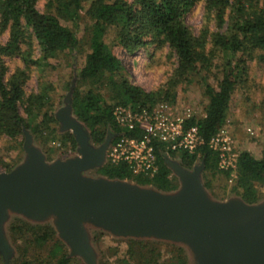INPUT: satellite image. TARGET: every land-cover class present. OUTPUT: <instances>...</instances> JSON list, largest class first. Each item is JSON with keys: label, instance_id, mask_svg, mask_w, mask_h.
<instances>
[{"label": "trees", "instance_id": "trees-1", "mask_svg": "<svg viewBox=\"0 0 264 264\" xmlns=\"http://www.w3.org/2000/svg\"><path fill=\"white\" fill-rule=\"evenodd\" d=\"M39 1L0 0V141L20 150L11 163L1 162L5 171L21 160L24 128L32 133L48 160L76 153L73 135L68 131L58 133L55 118L56 87L52 78L66 67L70 68L67 89L76 78L73 112L88 128L94 145L101 144L108 131L116 134L112 142L120 135L141 137L139 128L119 126L114 114L119 106L140 111L151 109L158 102L175 103L178 88L192 84L202 87L206 99L203 115L184 120V127L197 126L203 139L194 152H174L154 139V174H133L127 163L107 161L92 171L93 175L171 192L177 189L178 179L165 163L168 154L187 169L203 160L205 186L217 199L221 197L212 191L213 179L218 174L228 179L233 171L234 196L247 203L264 197L258 187L264 186V158L242 150L237 154L235 168L220 169L219 152L209 144L226 124L234 92L248 82L250 63L264 71V0H88L87 6V0H44L43 10L37 7ZM200 2L204 5L203 23L194 33L186 24L185 15ZM81 14L87 21L83 41L76 32ZM83 45L86 53L78 66L76 57ZM114 46L128 55L141 50L153 55L156 49L167 46L174 57L171 71L160 86L146 90L131 81L128 68L113 52ZM14 58L21 63L10 71L5 59ZM35 72L38 87L28 93L25 85ZM6 230L15 248L10 264H83L68 256L66 246L49 222L32 223L12 215ZM103 234L106 233L92 230L93 241ZM119 240L127 243V250L126 256L115 258V264H190L182 245L146 239ZM43 246L50 247V260L44 262L40 251L36 257L28 256L29 248ZM163 246L168 247L171 256L167 263L160 261Z\"/></svg>", "mask_w": 264, "mask_h": 264}, {"label": "water", "instance_id": "water-1", "mask_svg": "<svg viewBox=\"0 0 264 264\" xmlns=\"http://www.w3.org/2000/svg\"><path fill=\"white\" fill-rule=\"evenodd\" d=\"M76 78L55 111L58 131L70 132L76 153L48 160L32 133L23 129V156L0 171V258L10 264L15 248L6 226L12 215L32 223L49 222L70 258L99 264L92 230L117 239L158 240L182 245L190 264H264V197L247 203L239 196L217 199L206 188L201 160L187 169L165 155L178 187L162 192L125 179L91 172L107 162L115 137L94 145L74 114Z\"/></svg>", "mask_w": 264, "mask_h": 264}, {"label": "rangeland", "instance_id": "rangeland-1", "mask_svg": "<svg viewBox=\"0 0 264 264\" xmlns=\"http://www.w3.org/2000/svg\"><path fill=\"white\" fill-rule=\"evenodd\" d=\"M87 3L88 0L85 6H87ZM43 6L44 0H40L37 5L38 9L43 10ZM203 6V3L200 2L185 15V22L194 33H198L202 26ZM86 22V18L82 15L76 28V32L82 41L86 39L84 32ZM65 24L73 28L72 23L67 22ZM110 37H108L107 41H110ZM5 40L6 35H3L1 41L4 42ZM85 49L86 47L83 45V48L77 53L76 64L78 66L84 61ZM113 52L128 68L131 74V81L140 84L146 90H152L160 86L164 82L166 75L171 71V63L174 62V57L171 56L167 46L156 49L153 55H149L151 51L148 52L145 50H141L134 55H128L123 49L116 46L113 47ZM5 61L10 71L21 63L18 58L12 60L5 59ZM69 69L65 67L59 70V72L61 71L59 75H57L56 71L52 78L54 79V86L56 87L55 111L62 105V100L68 91ZM37 87L38 78L35 72L31 74L27 81L25 90L29 93L36 91ZM205 103L206 99L202 87L197 84H192L178 88L175 103L158 102L151 109H161L170 115L201 116L204 114L203 107ZM223 130L229 140V156L237 155L240 151L246 150L258 159L264 158V71L256 63H250L249 79L246 85L237 89L233 94ZM58 133L60 132L58 131ZM19 155L20 150L11 147V144H8L6 141H0V171H5L1 162L11 163ZM22 156L23 152H21V159ZM234 178V171L228 179H225L224 175L218 174L213 179L212 186L214 189L212 191H214L217 197H224V199L234 196L231 191ZM258 187L264 192V186L258 185ZM18 243L25 244L21 241H18ZM94 245L99 253V264H115L116 257L121 258L126 256L127 243L115 239L108 234L100 235L98 241H94ZM49 249V246L29 248L28 256L36 257V254L40 251L43 254L42 259L45 262L51 259ZM161 250L162 257L160 261L167 263V260L171 257L168 247L163 246ZM116 253L117 256H115ZM51 264H54V261Z\"/></svg>", "mask_w": 264, "mask_h": 264}, {"label": "built area", "instance_id": "built-area-1", "mask_svg": "<svg viewBox=\"0 0 264 264\" xmlns=\"http://www.w3.org/2000/svg\"><path fill=\"white\" fill-rule=\"evenodd\" d=\"M121 127L142 130L140 138L119 136L107 150V161L112 164L125 162L133 174L152 175L156 171L152 140L166 145L168 150L194 152L203 139L197 126L184 127V120L191 115H170L163 110H133L117 107L114 110ZM228 138L223 128L209 141L210 147L219 152V168H235L237 155L229 156Z\"/></svg>", "mask_w": 264, "mask_h": 264}, {"label": "flooded vegetation", "instance_id": "flooded-vegetation-1", "mask_svg": "<svg viewBox=\"0 0 264 264\" xmlns=\"http://www.w3.org/2000/svg\"><path fill=\"white\" fill-rule=\"evenodd\" d=\"M109 131L107 132V135H108ZM107 137V136H106Z\"/></svg>", "mask_w": 264, "mask_h": 264}]
</instances>
